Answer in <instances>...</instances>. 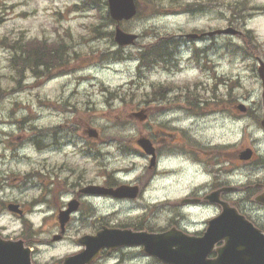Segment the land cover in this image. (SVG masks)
I'll return each mask as SVG.
<instances>
[{
    "label": "rangeland",
    "instance_id": "obj_1",
    "mask_svg": "<svg viewBox=\"0 0 264 264\" xmlns=\"http://www.w3.org/2000/svg\"><path fill=\"white\" fill-rule=\"evenodd\" d=\"M136 3V17L123 21L120 27L137 34L139 39L136 44L118 50L113 41L115 23L107 18L104 0H0V174L7 181L12 175H21L19 172L24 174L20 184L19 181L14 185L8 183L1 188L4 199L23 204L29 199L26 197L39 200L37 189H32L30 184L39 182L40 178H34L31 172L43 167L50 172V163L43 166L41 161L46 151H38L30 138L17 137L20 142L15 143L11 135L34 137L43 133L57 137L55 141L66 148L60 135L73 126L68 122L69 115L59 112V108L67 101L91 119L90 125L102 134V142L98 143L100 155L96 160L84 162L82 156H77L68 162L71 164H63V168L71 166L72 175L84 181L96 173H107L117 181L135 182L144 189L136 200L94 202L91 216L98 214L103 220L76 215L66 232V241L71 244L58 243L52 248L41 245L42 235L50 230L57 234L59 227L52 219H42L37 213L31 215L25 223L38 231L32 235L39 251L36 264H54L61 256L71 254L76 249L72 238L94 233L103 223L138 229L148 227L152 231L176 224L189 231L202 230L205 220L214 214L213 209L201 207L200 211L198 207L181 206L178 202L185 197L201 196L218 187L219 182L240 186L241 192L227 199L235 201L246 214L253 215L257 223L264 224V209L248 201L264 184L262 88L256 70L258 60H254L261 57L264 62V13L253 7L264 4V0H215L212 6H196L195 10H189V6L207 4V0H136ZM234 16L237 20L232 24ZM228 26L238 28L243 34L250 31L257 45L256 57L242 59L227 55L220 60L221 67L217 71L226 82L219 85L214 100H209L210 91L189 92L180 88L185 85L180 83H190L195 76L191 67L168 78L179 87L170 92L177 104L174 113L162 115V119L174 120L169 121V125L186 129L187 143H200L201 147L191 151L166 149L157 164H161L160 168L152 173L148 169L149 159L138 156L136 151L134 140L138 137L139 120L133 113L141 99L152 98V84L166 76L161 70L155 72L156 67L140 66L142 58L145 62L151 57L144 54L145 49L158 41L156 36L170 37L192 29ZM43 39L45 43L40 45ZM53 40L61 41L68 51L69 59L63 62V71L54 68L52 76L44 81L41 67L35 71L22 65L15 67L12 59L18 47L52 49L57 47ZM140 45L145 48H138ZM116 49V53H111ZM178 55L180 59L185 57L182 52ZM194 95L201 98L198 108L202 115L197 116V122L190 115L184 117L185 112L179 110L185 99H194ZM238 105L247 107L246 111L237 109ZM47 141L48 138L41 145ZM72 144L79 141L75 139ZM16 146L18 149L13 151ZM245 148L255 152L250 164L234 156ZM53 154V160L64 158L57 151ZM232 156L235 158L231 159ZM99 161L102 166L97 164ZM163 168L173 170V176L169 178V171L168 179L160 177ZM51 169L60 170L58 166ZM188 222L194 225L190 227ZM0 225L6 226L7 231L20 227L17 220L6 216L0 217ZM99 264L160 263L140 255L135 248L107 256Z\"/></svg>",
    "mask_w": 264,
    "mask_h": 264
},
{
    "label": "flooded vegetation",
    "instance_id": "obj_2",
    "mask_svg": "<svg viewBox=\"0 0 264 264\" xmlns=\"http://www.w3.org/2000/svg\"><path fill=\"white\" fill-rule=\"evenodd\" d=\"M253 7L258 8L259 12H264V4H259V5H253ZM180 40H183V47L188 49V55L190 59L194 61V65L197 68V78H200L201 80L196 82V83H187L183 85V89H186L187 91H205V90H213L215 87L218 86L220 78L219 74L217 72V61H214L217 57H221L222 53H219V49L223 48V39L224 36H207V35H202L198 36L195 38H186L179 36L178 37ZM239 44H246L249 42H246L248 37L246 35H238L235 37ZM219 41V43L217 42ZM242 45H237L236 48H240ZM250 55L255 58L254 56V47L251 46L250 44L248 45ZM260 57H257V59ZM163 67L164 69H171L172 65L170 62L163 61ZM157 87L159 91L162 92V95L160 98H155L153 97L151 105H148L146 114L147 117L145 120L141 122V124L144 127H147L148 130L142 131L140 133V136H145L149 138V140L153 143L154 149H155V156H156V162L158 159V156L164 152L162 149V145L166 140L168 139L170 141V144H174V148L176 146H179L183 143V139L180 137V134L182 131H176L175 125H169V121H173L169 118L167 119H162V115H168V113H174L175 107H176V100L174 97H170V92L174 89H176L177 86H173L171 83H166L165 85L163 84H157L154 85V88ZM201 101V100H200ZM198 99H189L186 98L184 103L180 105V109L189 112L190 115H197L200 113V110L198 111L197 114L192 113V110L195 109V107L198 105L199 102ZM145 109V108H143ZM142 109V110H143ZM153 118V120H152ZM80 116L78 114L75 115L72 126L73 128L66 131L65 133H62L66 139L64 140L65 145H68L67 148H70L72 150L75 146L73 143V140L78 139L82 137L83 140L81 143H83V148L80 154V157L82 156V160L84 162H91L96 160L95 159V145L99 139H96L95 137H91L89 133H87V128L86 126L82 125V130L80 128ZM162 120V121H160ZM43 134V133H42ZM177 134L179 135V139H177ZM81 135V137H80ZM43 136V140L45 141L48 136ZM18 137H24L22 140H25L27 136H18ZM12 140V137H11ZM20 140V139H18ZM54 137H50L49 140L44 144V146L41 148L43 151L48 152L50 146H54L55 148H52V150H55L59 152V142L53 141ZM14 141V140H12ZM12 144V143H11ZM73 146V147H71ZM138 150L143 153L142 149L139 147ZM61 152L62 157H67V161H64L63 159L59 160H52L51 162L48 160L47 157H43L41 159L42 165H49L51 167L58 166L60 170H55L53 171L50 167V172L43 167L41 170L36 171V172H31L32 176L39 177L40 181L36 182L35 184L37 188V185L40 186V189H38V195H40L39 202L43 203L44 206L46 207L47 210H49V218H54L57 219L59 212L62 210H65L69 202L72 200H77L79 201L78 204V213L80 216H83L85 214H88L89 211L86 209L87 206L91 204L92 201H94L96 198L100 199L102 197L106 198H113L111 195L108 194H103L102 192H92L90 189L91 186H100L103 188H110V187H116L118 183H114L111 180V176L107 173H96L95 176H93L89 180H83L79 176H73V171L71 166H65L63 168V164H71L68 163V161L71 158L72 151H69L68 153ZM48 162V163H45ZM97 164L99 166H102V162L99 161ZM173 173V171H172ZM5 177V176H4ZM97 177V178H96ZM1 178V175H0ZM12 182L16 180V178L11 179ZM4 179H0V188L1 184L4 183ZM133 183V182H131ZM30 187L32 185L30 184ZM88 187V189H86ZM140 193L142 192V188L140 187ZM66 196L65 198H60V196ZM96 195V196H95ZM63 196V197H64ZM26 197V196H24ZM29 198L30 200H24V204L22 202H18L17 200H9L8 202H12L18 205V210L21 212V214L18 213H11L10 215L15 216L19 219H24L26 215L29 213L28 211L30 210L32 206V198ZM119 200L118 198H114ZM125 200V199H121ZM38 200H35L37 202ZM3 203L4 210L7 209V204ZM1 204V202H0ZM204 206H208L206 202H202ZM0 212H1V205H0ZM7 213V212H5ZM2 230L0 227V235L2 236ZM4 238H15L11 237V234L9 233H4L3 235ZM22 238V237H21ZM24 239V238H23ZM25 243L26 240L24 239ZM28 244V243H27Z\"/></svg>",
    "mask_w": 264,
    "mask_h": 264
},
{
    "label": "water",
    "instance_id": "obj_3",
    "mask_svg": "<svg viewBox=\"0 0 264 264\" xmlns=\"http://www.w3.org/2000/svg\"><path fill=\"white\" fill-rule=\"evenodd\" d=\"M108 5L110 15L116 21L129 19L135 13L133 0H108ZM219 32L227 33L229 30ZM134 38L135 35L126 34L118 26L116 27L115 41L118 44H129L133 42ZM259 73L264 87V68H260ZM262 125L264 126V119ZM139 144L144 148L148 147L147 144L145 145L140 141ZM249 157L250 153L248 151L241 154L242 159H248ZM113 194L122 197L135 196V193L126 192L124 187L114 191ZM256 199L264 202V193ZM67 214H69V211L62 213L60 217L62 224L67 220ZM219 218V220L214 219L210 222V227L205 236L199 239H179V236L172 232L152 236L144 233L133 234L126 230L105 229L98 236L86 237L85 240H82L85 249L75 256L66 258L64 264H86L103 247H116L136 243L143 244L146 253L157 256L170 264H197L187 261L189 255L194 252H202L203 259L200 261V264H264V235L259 234L251 225L244 222L241 217H237L235 214L232 215L229 212H225ZM220 220H222V224L218 225ZM220 239L226 240L225 247L218 251V258L216 260L206 262L204 256L209 251L203 250L204 246L212 245ZM233 244L236 245L234 249ZM2 250L3 247L0 245V252ZM12 264H30L29 252H26V256L23 258L16 257V262Z\"/></svg>",
    "mask_w": 264,
    "mask_h": 264
},
{
    "label": "trees",
    "instance_id": "obj_4",
    "mask_svg": "<svg viewBox=\"0 0 264 264\" xmlns=\"http://www.w3.org/2000/svg\"><path fill=\"white\" fill-rule=\"evenodd\" d=\"M60 44V43H59ZM63 44V43H62ZM63 48L64 45H59L57 52L53 51V50H48V49H42V48H36V49H30V48H26V51L24 50H19L17 53V56L15 57V61L16 58L21 60L22 65H29V67H36L39 68L41 66V63L44 62V67L48 68L49 65H57V66H61V62H63L65 60L64 55L66 53H63ZM65 50V49H64ZM53 51L54 53V57L53 55L50 56V58H45V56L48 57V54ZM54 58V62L51 61ZM64 66V65H63Z\"/></svg>",
    "mask_w": 264,
    "mask_h": 264
},
{
    "label": "bare ground",
    "instance_id": "obj_5",
    "mask_svg": "<svg viewBox=\"0 0 264 264\" xmlns=\"http://www.w3.org/2000/svg\"><path fill=\"white\" fill-rule=\"evenodd\" d=\"M231 124V123H230ZM169 171L171 172V174L169 175ZM173 171V170H172ZM172 171H171V169L170 168H168V169H166V170H162L161 171V174L162 175H160V177H166V179H168L167 178V176L169 175V178L171 177V176H173V173H174V171H173V173H172Z\"/></svg>",
    "mask_w": 264,
    "mask_h": 264
}]
</instances>
